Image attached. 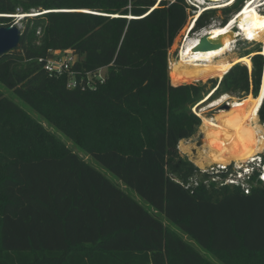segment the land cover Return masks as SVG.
<instances>
[{
  "label": "trees",
  "instance_id": "16d2710c",
  "mask_svg": "<svg viewBox=\"0 0 264 264\" xmlns=\"http://www.w3.org/2000/svg\"><path fill=\"white\" fill-rule=\"evenodd\" d=\"M159 1L0 0V15L46 12L27 19L19 47L0 58V82L149 206L50 140L0 91V118L11 126L0 130V264H214L161 216L223 264H264V185L249 194L202 181L187 189L200 174L178 151L201 126L192 109L210 91L214 98L254 85L261 99L262 46L239 53H256L252 71L235 65L210 91L191 83L212 75L169 77V49L195 9ZM12 21L0 17V27ZM55 51L78 57L79 83L100 69L105 82L69 89L68 74L45 70ZM258 116L264 125V102Z\"/></svg>",
  "mask_w": 264,
  "mask_h": 264
},
{
  "label": "bare ground",
  "instance_id": "6f19581e",
  "mask_svg": "<svg viewBox=\"0 0 264 264\" xmlns=\"http://www.w3.org/2000/svg\"><path fill=\"white\" fill-rule=\"evenodd\" d=\"M227 1L229 0H198L201 7L199 15L208 10L230 7L236 0H230L231 2L226 5L222 4ZM262 13H264V0H250L225 25L204 28L194 37L189 31L179 53V61L177 60L178 62L172 66L171 76L178 77L189 72L203 74L211 71H228L237 63L246 64L251 68L250 57H238L229 61L227 54L232 52V47L238 40L246 41L250 38L249 32L252 30L246 29L240 23V19L244 18L251 24H257L259 21L257 15ZM193 27L194 24L190 30ZM254 33L256 39L261 38L256 34L257 32ZM205 37L208 39L210 48L206 52L202 49ZM261 54L264 55V51ZM261 86L263 94L260 100L253 98L252 95L241 100L231 99L228 94H224L209 102L214 95L213 92L198 106L202 108L199 114L203 120L202 135L211 137L205 140L201 149L198 148L195 156L193 155L194 163L198 168L204 169L211 165L226 167L230 164L239 168L245 167L263 153L264 130L257 122L258 113L264 101V84ZM226 102L230 106L228 111H220L212 117L204 115L215 108H220ZM204 104H206L205 107L202 106ZM195 111L197 112L196 109ZM180 149L190 153L192 150L184 141L180 143Z\"/></svg>",
  "mask_w": 264,
  "mask_h": 264
},
{
  "label": "rangeland",
  "instance_id": "374dc122",
  "mask_svg": "<svg viewBox=\"0 0 264 264\" xmlns=\"http://www.w3.org/2000/svg\"><path fill=\"white\" fill-rule=\"evenodd\" d=\"M185 2L189 6L193 7V9H195V10H193V11L190 12V15L191 16H190V19H189L190 20L189 24L186 27H184V29L177 35V37H175V39L173 41V44H172L171 48L169 49V53H168V55H169V73H168L169 77H172L171 76V69H172L173 64L174 63H177L179 61V56H180L179 53L181 52V49H182V46H183V42H184L186 36L188 35V33L191 32L190 35L192 37H194V36H197L198 34H200L201 31H202V29H203V28L202 29H197V28L195 29L194 28V30H190L191 27H192V24L191 23L195 21V19L197 18V16L199 15V12H200V8L201 7L198 4V0H185ZM195 5H197V7L199 6V9H197ZM243 5H244V2H243V0H241L240 2L232 5L231 7H227V8H224V9H218V10H209V11H215V12H214V15L211 18L209 24L206 26V28H209V27L214 26V25H218V26L225 25L236 13L239 12V10L242 8ZM25 13H29V12H25ZM204 13H206V12H204ZM204 13H201V15H203ZM201 15H199V16H201ZM257 16H258V20H259L258 23L259 24L258 23L257 24H251V23L245 21L244 18L240 19V23L242 25H244V27L246 29L252 30V32L251 31L249 32L250 38L248 40L245 41V40H242L241 39V40H238L233 45L232 52L227 54L228 55L227 58H228L229 61H233V60L237 59L238 57L240 58L241 56H239V53H240L241 50H243V49H246V50L252 49L254 47V45L251 44V43H253V42L261 45L262 46V49L261 50L264 51V13L258 14ZM31 17H32V15L29 16V17H25L23 20H21V22L17 25V27L22 31L23 28H24V26H25V24L27 23V19H29ZM250 21L253 22L252 20H250ZM254 32H257L256 34H258L261 38L260 39H256ZM263 51H261V52H263ZM261 52L259 54L263 58V62H264V55H262ZM255 54L256 53H252V54H250L248 56H243L241 58L250 57V60H251L255 56ZM235 65H238V63L235 64ZM244 65H246V64H244ZM251 66H252V64H251ZM248 69H249V71H252V67L251 68L248 67ZM229 71L227 73H229ZM225 72H226V70H222V71H211L209 73H203V74H199V73L197 74L195 72H189V73L180 75L178 77H184V76H187V75H190V74L198 75V76L212 75L213 78H209V79H207L205 81H199V82H193V83H191V84H198V83H200L202 85H206L207 86V90L210 91L212 89V87L214 86L213 85V81L214 82L217 81V85H218L221 82V80L223 79L222 77H224L227 74L226 73L224 75ZM105 74H106V70H103L101 72V75L104 76ZM172 78H175V77H172ZM263 84H264V81H263L262 85ZM253 87H254V85H253ZM253 87H251V85H249V88H248L247 91L243 87H241L239 90L231 91L228 95L231 97V99H239V100H241V99L246 98L247 95L248 96L251 95L250 92H251V90H252ZM261 88H262V86H261ZM0 91L3 93V95L5 97H8V98L14 100L19 106H21L25 110V112L32 118V121L35 122L37 125L41 126L45 130V133L46 134L50 135L49 136V139L50 140L51 139L56 140L57 138L58 139H61V142L63 143V146L68 147L69 149H72L75 152H77L78 154H80L81 156H83L84 159L86 160V162H88L89 164H91L92 166H94L96 169H98L99 171H101L102 173H104L105 175H107L108 178H110L111 180H113L123 190L129 192L130 195L135 200H137L141 205H143L146 208H149V206L147 205V203L144 202L138 195H136L132 191H129L120 181H118L113 175L109 174L99 163H97L94 159H92V157L89 155V153L87 151H85L84 149H82L81 146H78V144L76 142L77 140H75L74 138H71L70 139V138L66 137L64 134H62V132H60V130L58 128H56L52 123H50L49 121H47L46 118L43 115H41L40 113H38V111H36V110L30 108L29 106H27L13 91L9 90L1 82H0ZM261 91H262V89H261ZM248 92H249V94H248ZM262 94H263V92H262ZM262 94H261V98H262ZM207 96L208 95H206L203 98L202 101H204L207 98ZM220 96H222V95H220ZM252 97H253V95H252ZM217 98H219V95L218 96H215L212 99H210V101H213V100H215ZM202 101L200 103H198L197 106H199L202 103ZM205 105L206 104H204L202 106L205 107ZM197 106L196 107H193L192 112L194 113V110L196 108L198 114H200L202 108H198ZM220 111H224V110L222 108H220V109L219 108H215V109L209 111L208 113H205L204 115L206 117H212V116L218 114ZM201 121H202V124L198 128V131L195 134V136L193 138L189 139V140H184V141H186L185 142L186 145L187 146H190V148L193 149V150H195V151L201 149V147L203 146L202 145L201 147H196V143H197V141L199 139L202 138L203 143L205 142V140L211 139V137L210 138H207L205 135H202L203 134V120H202V118H201ZM257 122L262 127V129L264 130V125L262 124V122H261V120H260L259 117H258V121ZM5 124L8 127H11L10 126V123H8L4 118H0V130H1V127H3ZM16 145L17 144L15 143L14 144V147H16ZM193 150H192L191 153L190 152H187L189 154H187V156H186V155H183L182 152H181L182 150L180 149V143L178 145V151H179L180 155L182 156V158L185 161H187L190 165L196 166V164L194 163L195 162L194 161V156L192 155V154H195ZM217 189H220V188H217ZM161 219H162V221H163V223H164L165 226L170 227L173 230H175L186 242H188L194 248H196L200 252H202L212 263H214V264H223L221 262V258L220 257L213 256L211 253L202 250L194 242V240H192L185 233H183L178 228H176L164 216H161Z\"/></svg>",
  "mask_w": 264,
  "mask_h": 264
},
{
  "label": "built area",
  "instance_id": "2783aa9c",
  "mask_svg": "<svg viewBox=\"0 0 264 264\" xmlns=\"http://www.w3.org/2000/svg\"><path fill=\"white\" fill-rule=\"evenodd\" d=\"M240 1L241 0H236L233 3V5ZM249 1L250 0H243L244 5L247 4ZM230 2L231 1L229 0L222 4L226 5V4H229ZM195 6L196 8L199 9V6L198 7L197 5ZM44 13L46 12H40L39 10H32L29 13H24L22 12L21 9H17L16 13L13 15H0V17H6V18L13 19L11 27H14V26L17 27V25L25 17H29L32 15L31 18H33L39 15H42ZM77 61H78V57L70 51H55V52H52L51 55L47 58L46 63H45V70L47 71L48 74L52 76L53 75L61 76L64 74H68L69 82H68L67 87L69 89H76L78 87L93 88L96 83V80L101 81V83L105 82L106 74L104 76L101 75V72L105 69H100L94 76L89 75L85 84L83 83V81L79 83L76 80V74L72 71V68L77 63ZM212 92H215V90H212L209 94H211ZM259 92H260V89H259ZM225 104H228V102H226ZM194 113L199 118H201L195 110H194ZM198 170H199L200 175L196 176L195 178L191 180V183L188 186H186L187 189L198 187V185L202 181V184L206 186L207 188L210 187V184L214 183L217 186V188H221L224 186H235V187H239L245 194H249L251 192L252 187L258 186L259 183L264 185V151L257 157L255 161H253L252 163L248 164L245 167L239 168L232 164L226 167H219L217 165H212V166H207L204 169L198 168Z\"/></svg>",
  "mask_w": 264,
  "mask_h": 264
},
{
  "label": "water",
  "instance_id": "95a60500",
  "mask_svg": "<svg viewBox=\"0 0 264 264\" xmlns=\"http://www.w3.org/2000/svg\"><path fill=\"white\" fill-rule=\"evenodd\" d=\"M128 19H132V17H128ZM22 35L23 33L16 26L0 27V58L8 55L9 53H11L12 51L16 50L19 47L21 43ZM208 46H209L208 39L205 37L203 39V45H202V49L204 52L210 49ZM263 81H264V75H263L262 83ZM221 108L224 111H228L230 109V106L228 104H224ZM202 145H203V140L201 138L197 141L196 147H201Z\"/></svg>",
  "mask_w": 264,
  "mask_h": 264
},
{
  "label": "crops",
  "instance_id": "0c3cea01",
  "mask_svg": "<svg viewBox=\"0 0 264 264\" xmlns=\"http://www.w3.org/2000/svg\"><path fill=\"white\" fill-rule=\"evenodd\" d=\"M230 70V69H229ZM184 142H186V141H184ZM181 143V142H180ZM193 150V149H192ZM192 150H191V152H192ZM194 151V150H193ZM182 152V154L183 155H186L187 156V154H189V153H187V152H183V151H181ZM196 151H194V153H195ZM192 155H194L195 156V154H192Z\"/></svg>",
  "mask_w": 264,
  "mask_h": 264
}]
</instances>
